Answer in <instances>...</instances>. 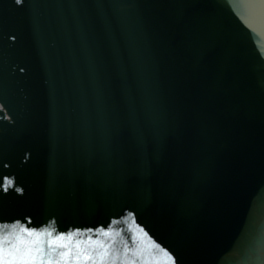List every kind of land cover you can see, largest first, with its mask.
Returning a JSON list of instances; mask_svg holds the SVG:
<instances>
[{"label":"water","instance_id":"obj_1","mask_svg":"<svg viewBox=\"0 0 264 264\" xmlns=\"http://www.w3.org/2000/svg\"><path fill=\"white\" fill-rule=\"evenodd\" d=\"M263 165L264 0H0V264H264Z\"/></svg>","mask_w":264,"mask_h":264},{"label":"bare ground","instance_id":"obj_2","mask_svg":"<svg viewBox=\"0 0 264 264\" xmlns=\"http://www.w3.org/2000/svg\"><path fill=\"white\" fill-rule=\"evenodd\" d=\"M4 37H5V35H3V40H4ZM10 87H12L11 89H15L16 88V84H14V85H10Z\"/></svg>","mask_w":264,"mask_h":264}]
</instances>
